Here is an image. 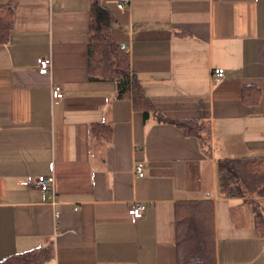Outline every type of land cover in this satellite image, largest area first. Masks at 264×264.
I'll return each mask as SVG.
<instances>
[{"label":"crops","instance_id":"crops-1","mask_svg":"<svg viewBox=\"0 0 264 264\" xmlns=\"http://www.w3.org/2000/svg\"><path fill=\"white\" fill-rule=\"evenodd\" d=\"M103 2L156 110L207 122L208 142L144 119L114 82L89 80L88 0H0L14 12L0 43V258L51 238L52 264H176L174 204L209 198L216 264H264L251 205L217 187L218 159L264 156V0ZM101 121L108 142L89 131ZM39 174L53 175L54 199L21 185ZM133 202L145 205L137 220Z\"/></svg>","mask_w":264,"mask_h":264},{"label":"trees","instance_id":"trees-1","mask_svg":"<svg viewBox=\"0 0 264 264\" xmlns=\"http://www.w3.org/2000/svg\"><path fill=\"white\" fill-rule=\"evenodd\" d=\"M87 72L91 81H112L118 98L128 97L144 119L171 122L185 135L195 136L200 145L208 142L209 124L195 118L172 119L156 110L144 93L142 84L130 67L128 52L113 39L114 19L103 0H88ZM13 9L0 4V43L7 42L13 24ZM258 95V93H257ZM243 96H247L244 92ZM92 136L101 141L111 139L109 124L93 122ZM217 187L226 196L243 197L255 215L256 230L264 236V213L259 198L264 200V156L224 157L217 161ZM176 264H216L214 204L211 199L178 200L174 204ZM54 243L46 238L38 246L0 258V264H52Z\"/></svg>","mask_w":264,"mask_h":264},{"label":"built area","instance_id":"built-area-1","mask_svg":"<svg viewBox=\"0 0 264 264\" xmlns=\"http://www.w3.org/2000/svg\"><path fill=\"white\" fill-rule=\"evenodd\" d=\"M116 5L119 8H123L127 6L130 0H115ZM37 72L39 74H48L51 70L52 59L49 55H41L36 58ZM224 68L216 67L211 71V77L213 79H221L224 77ZM64 93L62 86L59 83H54L51 86V98L53 100H59L63 98ZM134 172L138 176L143 175L142 164L137 163L134 166ZM22 186H34L39 188L44 192L51 191L53 188V175L51 174H39L37 176L27 175L21 182ZM51 199H54V193L52 191L49 194ZM128 214L130 215L132 220L140 219L144 216L145 213V205L142 202H133L129 205L127 209ZM57 215V213H56Z\"/></svg>","mask_w":264,"mask_h":264},{"label":"rangeland","instance_id":"rangeland-1","mask_svg":"<svg viewBox=\"0 0 264 264\" xmlns=\"http://www.w3.org/2000/svg\"><path fill=\"white\" fill-rule=\"evenodd\" d=\"M258 200L260 202L259 208L262 211V213H264V200H262L261 198H259Z\"/></svg>","mask_w":264,"mask_h":264}]
</instances>
